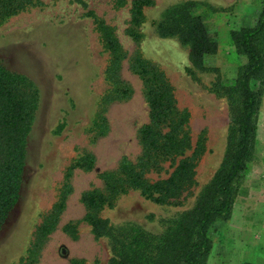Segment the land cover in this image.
I'll return each instance as SVG.
<instances>
[{"label": "rangeland", "instance_id": "rangeland-1", "mask_svg": "<svg viewBox=\"0 0 264 264\" xmlns=\"http://www.w3.org/2000/svg\"><path fill=\"white\" fill-rule=\"evenodd\" d=\"M116 1L46 0L44 6L24 10L0 24V61L31 77L42 94L28 140L20 199L0 231V264H70L73 259L83 260L84 264H109L108 241L96 236L83 220L86 207L81 197L89 189L104 186L102 172L117 169L124 157L136 160L140 155L138 130L149 121V107L143 81L127 58L122 63L121 76L133 93L129 99L113 101L105 107V129L101 123L95 125L101 100L111 85L106 78L109 54L95 18L89 13L115 26L129 56L140 51L167 73L179 105L191 112L194 141L203 134L206 138V152L197 167V184L182 205L160 204L139 190H130L120 195L113 207H107L103 215L115 224L133 221L160 232L164 219L194 206L199 191L223 159L230 109L226 97L215 91L213 84L219 78L228 83L237 76L245 58L237 53L230 32L256 23L261 12L258 1L194 0L203 3L197 12L219 43L218 52L207 58L213 69L194 76L188 72V49L176 38L158 36L155 30L162 11L182 0H156L145 9V21L140 25L131 23V4L117 7ZM129 27L135 28L137 39L128 33ZM89 154L96 158L91 170L79 166L71 170ZM261 157L264 161V97L255 163ZM165 166L168 172L172 171L170 163ZM148 176L157 180L168 173L150 172ZM67 183L72 191L58 224L38 242L35 233ZM68 225H72L70 232ZM219 228L215 225L212 230L215 239ZM243 245L235 240L231 248L216 249L209 264H241Z\"/></svg>", "mask_w": 264, "mask_h": 264}, {"label": "trees", "instance_id": "trees-1", "mask_svg": "<svg viewBox=\"0 0 264 264\" xmlns=\"http://www.w3.org/2000/svg\"><path fill=\"white\" fill-rule=\"evenodd\" d=\"M257 1L261 12L256 23L230 32L232 44L245 61L239 65L235 79L224 83L219 78L213 84L215 91L226 97L230 109L223 159L213 177L199 191L194 206L164 219L160 232L150 231L133 221L112 223L103 211L113 207L118 197L130 190H139L160 204L182 205L197 184V167L206 152V138L203 134L194 141L191 112L179 105L167 73L140 51L129 56L115 26L89 13L95 18L103 47L109 54L106 78L111 85L101 100L95 125L101 123L105 129L108 125L105 107L113 101L127 100L133 93L131 85L121 76L122 63L127 58L130 67L143 81L149 107V121L138 130L140 155L136 160L124 157L117 169L102 172L104 186L89 189L81 197L86 207L83 220L96 236L108 241L109 264H208L214 246L212 230L217 222L231 218L249 164L257 154L264 97V0ZM155 2L117 0L116 6L130 3L131 23L140 25L145 21V9ZM45 4L46 0H0V24L12 15ZM201 4L194 0L171 4L162 11L155 24L158 36L176 38L188 49V72L192 76L212 70L207 58L219 49L217 38L197 12ZM127 31L138 38L134 27ZM41 98V89L31 77L0 61V231L20 199L28 140ZM95 161V156L89 154L71 170L78 166L91 170ZM167 163L172 167L170 172L166 170ZM162 171L168 176L157 180L148 176L150 172ZM71 191L72 187L67 183L35 233L38 242L56 228ZM68 226L70 232L72 225ZM70 264H84V261L73 259Z\"/></svg>", "mask_w": 264, "mask_h": 264}, {"label": "crops", "instance_id": "crops-1", "mask_svg": "<svg viewBox=\"0 0 264 264\" xmlns=\"http://www.w3.org/2000/svg\"><path fill=\"white\" fill-rule=\"evenodd\" d=\"M262 158V157H261ZM219 225V235L214 239L210 260L216 254V249L234 245L235 240L241 241L245 250L243 262L264 264V161L263 158L249 164L245 181L236 198L233 213L229 220L216 223ZM244 241V243H243ZM219 242V243H218ZM226 244H229L227 246ZM241 246V247H242Z\"/></svg>", "mask_w": 264, "mask_h": 264}]
</instances>
